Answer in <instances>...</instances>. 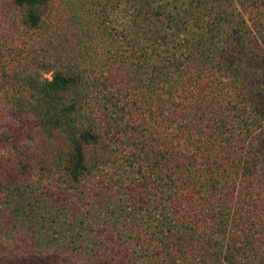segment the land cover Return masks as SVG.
Instances as JSON below:
<instances>
[{
	"label": "trees",
	"instance_id": "obj_1",
	"mask_svg": "<svg viewBox=\"0 0 264 264\" xmlns=\"http://www.w3.org/2000/svg\"><path fill=\"white\" fill-rule=\"evenodd\" d=\"M52 1L10 0L40 57L33 67L20 56L13 109L66 143L60 177L74 196L95 178L113 191L69 214L38 182L13 181L0 237L21 227L34 239L6 259L55 264L54 247L85 264H264V0H105L85 26L69 18L42 38ZM78 33L103 43L92 69L67 38ZM47 210L63 220L40 219ZM108 215L111 233L95 234Z\"/></svg>",
	"mask_w": 264,
	"mask_h": 264
},
{
	"label": "rangeland",
	"instance_id": "obj_2",
	"mask_svg": "<svg viewBox=\"0 0 264 264\" xmlns=\"http://www.w3.org/2000/svg\"><path fill=\"white\" fill-rule=\"evenodd\" d=\"M105 0H53L47 9L46 15L42 19V26L44 27L39 36L45 38L56 26L57 30L61 32L66 31L68 25V19L71 18V25L73 28H78L80 25L85 26L92 13H96L95 10H99V4ZM125 2V0H122ZM81 2V3H80ZM80 4V5H79ZM56 11V12H55ZM55 13H59L60 17L55 20ZM71 14V15H70ZM116 13H110L112 25L117 27V22L121 21L117 18ZM118 17V16H117ZM61 19V23L59 22ZM108 23V22H106ZM22 11L19 8L14 7L10 0H0V232H4L12 223H8L6 214H8V208L6 204L5 194L7 188L12 186L13 181H18L22 186L28 184H36V192L41 195V198L50 199L54 206L59 208L66 207L71 211L69 214H78L82 210H93V202H97V199H92L87 196H97L99 190L102 189L106 193L109 191L112 193V189L109 184H112L109 180H102V178H95L89 180L86 183L85 194L86 197L79 199L74 196L71 191L67 190L65 184L61 182L60 175L62 174V166L64 164L63 158L68 150L65 142L60 138H56V133L48 134L38 126L34 119H30L25 115H20L15 109H13V99L17 95V83L14 81V73L18 72L17 64L19 59H22L21 55H27L25 59L28 60L33 67L36 65L34 62L39 59V53L35 51L33 42L36 40L33 33L23 27ZM70 37V38H69ZM69 40H72V44H82L85 53L90 54V57L85 61V66L89 69L98 64V60L102 58L101 41L95 36L93 41H89L85 36L74 34L73 37L67 35ZM63 38L62 40H67ZM26 44V46H25ZM79 44V46H80ZM22 56V57H23ZM42 72V71H41ZM46 77H50V74H44ZM62 160H61V159ZM24 161L28 166L26 174H22L18 171L19 162ZM111 168L106 167L105 172H111ZM94 182V183H93ZM93 183V184H92ZM27 192V190H22ZM21 191V192H22ZM130 192V191H129ZM16 200L21 206H26L27 200L22 197H16ZM41 206V205H40ZM27 207V206H26ZM33 207H36L35 205ZM92 207V208H91ZM7 209V210H6ZM56 211H44L40 213V219L61 221L63 219L57 218ZM110 216L102 217L99 222L95 221L93 228L95 234L98 233L105 236L111 233L106 225H103L104 220H109ZM4 234V233H3ZM67 239L69 233H64ZM63 234V235H64ZM32 232H25L21 227L18 229L12 228L11 235H3L0 237V264H13L6 259L9 256L11 244H25L30 243L34 237ZM56 238H62V235H53ZM49 239H51L49 237ZM118 241V240H117ZM58 245L62 244V240L56 241ZM56 245V246H58ZM118 253L119 248L121 250L126 249V244L110 243L106 246V249ZM47 252L50 260L57 264H85L80 262L83 255L75 252H63L58 248L51 247ZM47 259V257H46ZM48 260V259H47Z\"/></svg>",
	"mask_w": 264,
	"mask_h": 264
}]
</instances>
